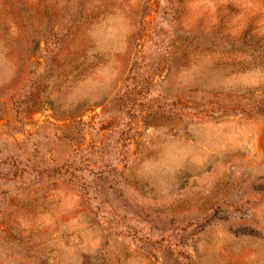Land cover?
<instances>
[{"label":"rangeland","instance_id":"obj_1","mask_svg":"<svg viewBox=\"0 0 264 264\" xmlns=\"http://www.w3.org/2000/svg\"><path fill=\"white\" fill-rule=\"evenodd\" d=\"M0 264H264V0H0Z\"/></svg>","mask_w":264,"mask_h":264}]
</instances>
